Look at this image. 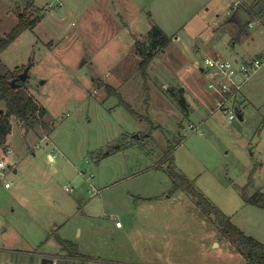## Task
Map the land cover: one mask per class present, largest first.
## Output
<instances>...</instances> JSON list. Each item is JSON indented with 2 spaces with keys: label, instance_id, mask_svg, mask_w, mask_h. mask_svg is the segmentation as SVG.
<instances>
[{
  "label": "rangeland",
  "instance_id": "374dc122",
  "mask_svg": "<svg viewBox=\"0 0 264 264\" xmlns=\"http://www.w3.org/2000/svg\"><path fill=\"white\" fill-rule=\"evenodd\" d=\"M134 1L138 9L127 11L122 0H0V40L21 17L41 16L0 61L3 71L30 67L25 86L50 126L13 118L0 147L1 264H247L199 200L173 193L170 150L177 172L264 242V209L243 198L264 193V65L244 91V120L233 124L207 108L199 71L206 56L264 55V0ZM153 25L172 42L144 78L133 45ZM186 91L188 113L178 101ZM63 240L83 258L66 257Z\"/></svg>",
  "mask_w": 264,
  "mask_h": 264
},
{
  "label": "trees",
  "instance_id": "16d2710c",
  "mask_svg": "<svg viewBox=\"0 0 264 264\" xmlns=\"http://www.w3.org/2000/svg\"><path fill=\"white\" fill-rule=\"evenodd\" d=\"M29 6H33L30 4ZM251 15L250 10H246ZM252 17V16H251ZM41 21V16L35 19H26L25 16L20 18L17 26L4 38L0 40V55L25 31L35 28ZM172 38L169 37L160 27L153 25L148 33L147 40L144 42L137 41L135 43L136 53L141 58L140 70L143 77H147L148 69L158 53L164 52L171 44ZM0 61V102L5 103V109L0 110V147L5 150L7 148L8 138L12 133V119H17L27 129H33L42 125L48 131L50 126L44 121L47 116V109L28 91L25 82L21 80L16 82V88L13 87L12 81L20 76V72L12 70H2ZM32 66V65H30ZM101 87L109 92V94H118L116 90L101 83ZM183 90H181L182 93ZM179 104L188 113L186 99L182 95ZM131 109V107L128 105ZM131 111H133L131 109ZM170 175L173 182V193L179 190L187 191L192 197L200 201L208 214H213L219 223L220 230L232 238L239 249H241L247 259V264H264V244L252 236L246 235L238 226H236L227 215L220 209L215 207L203 194L198 192L192 181L185 178L173 167L174 158L173 150L168 154ZM157 166V169H161ZM243 198L245 201L257 208L264 209V193L257 192L252 196H248L243 190ZM64 248L70 250L71 255L75 258L82 257L77 252V247L71 242L62 241Z\"/></svg>",
  "mask_w": 264,
  "mask_h": 264
},
{
  "label": "built area",
  "instance_id": "2783aa9c",
  "mask_svg": "<svg viewBox=\"0 0 264 264\" xmlns=\"http://www.w3.org/2000/svg\"><path fill=\"white\" fill-rule=\"evenodd\" d=\"M242 0H236L234 7H239ZM233 11V9H231ZM256 26L251 21L249 27ZM264 65V55L249 59L229 60L221 57L206 56L199 68L201 75L206 81V92L210 97L211 112L220 113L229 124L240 119L243 112V94L251 79L261 70ZM190 129L197 131L193 124ZM7 169L5 160H0V172ZM11 188L10 183L4 185ZM72 192V189H67ZM1 264V263H0Z\"/></svg>",
  "mask_w": 264,
  "mask_h": 264
},
{
  "label": "crops",
  "instance_id": "0c3cea01",
  "mask_svg": "<svg viewBox=\"0 0 264 264\" xmlns=\"http://www.w3.org/2000/svg\"><path fill=\"white\" fill-rule=\"evenodd\" d=\"M122 1H124V3L126 4V10H127V8H128V10L127 11H129L131 8H136V9H138V6H137V3H136V1H134V0H122ZM244 10H248V9H244ZM117 15H120L121 13L120 12H118V13H116ZM42 17H44V16H42ZM123 22H124V20H123ZM123 25V27H127V22H124V24H122ZM148 36V35H147ZM132 41L133 40H131V42L130 43H128L130 46L131 45H133V43H132ZM134 46V48H135V45H133ZM261 56V55H260ZM256 57V56H255ZM207 93V92H206ZM184 98L186 99V102H187V106H188V109H189V111L191 112L192 110H193V104H192V102H191V97H190V94L189 93H187V91L186 92H184ZM243 100H244V102L246 103L247 102V97H246V94L244 93L243 94ZM208 102H210V101H208ZM209 105H210V103H207L206 102V106H207V108H209ZM243 114V113H242ZM243 117H244V114H243ZM9 151V150H8ZM49 157L52 159V160H55V158H54V156L53 155H51V154H49ZM15 172H17V170H15ZM202 194V193H201ZM63 241H67V242H70V241H68V240H63ZM262 242V241H261ZM263 244H264V242H262ZM61 244H62V242H61ZM66 257H70V258H72V259H76L75 257H73L72 255H71V253L69 254H66L65 255ZM48 257V256H47ZM77 258H82V257H77ZM48 259V258H47ZM94 262H96L95 264H104V262H102V261H98V260H94Z\"/></svg>",
  "mask_w": 264,
  "mask_h": 264
},
{
  "label": "water",
  "instance_id": "95a60500",
  "mask_svg": "<svg viewBox=\"0 0 264 264\" xmlns=\"http://www.w3.org/2000/svg\"><path fill=\"white\" fill-rule=\"evenodd\" d=\"M238 13H239V16L241 17L242 21L248 22V24L252 21L251 15L246 10L240 9V10H238ZM29 70H30V67H27L24 70V72L22 74H20V76L18 78H16L15 80L12 81V85H13L14 88H16L15 84H16L17 81L21 80L22 82H25L28 79ZM240 120L241 121L244 120L243 114H240ZM45 264H54V260L48 258V259L45 260Z\"/></svg>",
  "mask_w": 264,
  "mask_h": 264
}]
</instances>
